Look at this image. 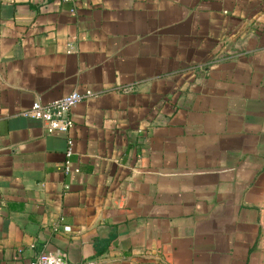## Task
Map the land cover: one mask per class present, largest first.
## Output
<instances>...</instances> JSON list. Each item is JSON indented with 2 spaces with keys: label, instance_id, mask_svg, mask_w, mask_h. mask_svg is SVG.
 I'll return each instance as SVG.
<instances>
[{
  "label": "crops",
  "instance_id": "crops-1",
  "mask_svg": "<svg viewBox=\"0 0 264 264\" xmlns=\"http://www.w3.org/2000/svg\"><path fill=\"white\" fill-rule=\"evenodd\" d=\"M41 252L264 264V0H0V264Z\"/></svg>",
  "mask_w": 264,
  "mask_h": 264
},
{
  "label": "built area",
  "instance_id": "built-area-1",
  "mask_svg": "<svg viewBox=\"0 0 264 264\" xmlns=\"http://www.w3.org/2000/svg\"><path fill=\"white\" fill-rule=\"evenodd\" d=\"M88 95L90 94H82L78 91H73L51 102L44 103L41 100H36L33 103L31 109L25 112V114L42 121L45 130L48 134H52L55 132L68 134L74 127L75 123L74 118L72 116V109L83 99H85ZM73 145V139L69 138L64 161V172L66 174L80 172V168L74 167L72 163V156L74 153ZM30 264L74 263H71L66 260L62 254L53 252H41L31 261ZM75 264H98V261L96 259H89Z\"/></svg>",
  "mask_w": 264,
  "mask_h": 264
}]
</instances>
